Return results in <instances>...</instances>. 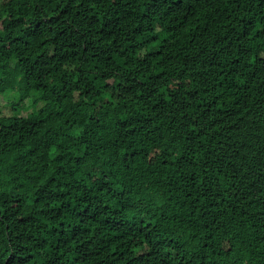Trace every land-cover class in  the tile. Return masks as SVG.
<instances>
[{
    "label": "trees",
    "instance_id": "1",
    "mask_svg": "<svg viewBox=\"0 0 264 264\" xmlns=\"http://www.w3.org/2000/svg\"><path fill=\"white\" fill-rule=\"evenodd\" d=\"M7 95L0 264H264V0H0Z\"/></svg>",
    "mask_w": 264,
    "mask_h": 264
},
{
    "label": "rangeland",
    "instance_id": "2",
    "mask_svg": "<svg viewBox=\"0 0 264 264\" xmlns=\"http://www.w3.org/2000/svg\"><path fill=\"white\" fill-rule=\"evenodd\" d=\"M15 100V95H7L0 96V110L3 111L4 114H11V102ZM31 111L24 112L23 115H27Z\"/></svg>",
    "mask_w": 264,
    "mask_h": 264
},
{
    "label": "bare ground",
    "instance_id": "3",
    "mask_svg": "<svg viewBox=\"0 0 264 264\" xmlns=\"http://www.w3.org/2000/svg\"><path fill=\"white\" fill-rule=\"evenodd\" d=\"M217 155V154H216ZM218 156V155H217ZM138 228H140V227H138ZM137 240V239H136ZM132 260V259H131ZM244 262V261H243Z\"/></svg>",
    "mask_w": 264,
    "mask_h": 264
}]
</instances>
